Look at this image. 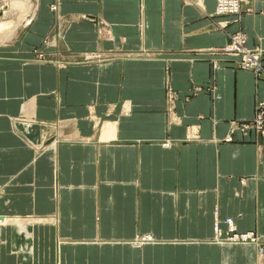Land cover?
I'll return each instance as SVG.
<instances>
[{
  "label": "crops",
  "instance_id": "obj_1",
  "mask_svg": "<svg viewBox=\"0 0 264 264\" xmlns=\"http://www.w3.org/2000/svg\"><path fill=\"white\" fill-rule=\"evenodd\" d=\"M215 5L0 0V216L32 231L29 256L4 223L0 264H264L263 80L221 53L264 66V0Z\"/></svg>",
  "mask_w": 264,
  "mask_h": 264
},
{
  "label": "built area",
  "instance_id": "obj_2",
  "mask_svg": "<svg viewBox=\"0 0 264 264\" xmlns=\"http://www.w3.org/2000/svg\"><path fill=\"white\" fill-rule=\"evenodd\" d=\"M246 0H216L215 14L218 16L232 15L238 19L242 11V4ZM227 21H223V25H226ZM223 54L231 55L237 57V63L241 68L249 69L254 72L256 76H261L264 85V68L261 61V51L257 49L248 48L244 44V39L237 33L232 34L229 42L224 45L221 49ZM241 129H251L254 130L261 136H264V96L256 104L255 113L253 117L241 124ZM231 139L227 137L226 140ZM226 229H220L217 223L214 225L215 233L220 232V236H226L227 239H232L233 241H243L247 237L246 241L253 243L254 238L253 231H237L235 225L230 222V218L225 219ZM252 236V237H251ZM238 237V239H236ZM257 241V239H256Z\"/></svg>",
  "mask_w": 264,
  "mask_h": 264
},
{
  "label": "rangeland",
  "instance_id": "obj_3",
  "mask_svg": "<svg viewBox=\"0 0 264 264\" xmlns=\"http://www.w3.org/2000/svg\"><path fill=\"white\" fill-rule=\"evenodd\" d=\"M257 51H259V50L257 49ZM221 53H223V52H221ZM260 54H261V61L260 62L263 63L262 62V60H263L262 59V54L263 53L261 52ZM37 55H38V53H37ZM262 66H263V64H262ZM263 68H264V66H263ZM258 102H259V100L257 101V103ZM28 219H31V222H35L37 220V217H31V218H28ZM7 222H10V223L13 224L12 233H11V241L15 243V244L12 243V246L13 245H15V246L12 249L15 250V251L16 250L20 251V252L26 251V252L29 253V256H32L31 244H30V241H29L31 233H32L31 228L29 226H27V225H24L22 218H18L17 217V218L6 219V218L0 216V235H1L2 231H3L2 228L4 226V223H7ZM253 233H254V238L255 239L252 242L253 243H257L258 241L261 240V238L257 237V233H255V232H253ZM256 239L258 240L257 242H256ZM142 240L144 241V239H142ZM145 240H148V239H145ZM257 247H258V249L260 251L262 250V248L259 245ZM16 256L17 257L14 260L15 264H24V259L21 256L19 257L18 254Z\"/></svg>",
  "mask_w": 264,
  "mask_h": 264
},
{
  "label": "bare ground",
  "instance_id": "obj_4",
  "mask_svg": "<svg viewBox=\"0 0 264 264\" xmlns=\"http://www.w3.org/2000/svg\"><path fill=\"white\" fill-rule=\"evenodd\" d=\"M227 137H229V135L227 136ZM226 137V138H227ZM230 222H231V224L233 223L234 224V222L232 221V219L230 218ZM218 222H217V227H218ZM220 232H218V229H217V232L215 233V236H216V240H220V241H223V242H230V243H235V244H237V243H247V241H246V239H247V237H245L244 239H242L243 241H233L232 239H227L226 238V236H220V234H219ZM252 237V236H251ZM145 239H148V237H144V240ZM236 239H238V237H236ZM13 244H15L14 242H12ZM222 243V242H221ZM15 245H13L12 246V248L14 247ZM259 246L262 248V250H261V253L263 252V249H264V244L263 245H261V244H259Z\"/></svg>",
  "mask_w": 264,
  "mask_h": 264
}]
</instances>
